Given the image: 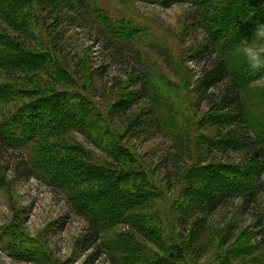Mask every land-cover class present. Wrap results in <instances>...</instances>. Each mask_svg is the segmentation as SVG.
Listing matches in <instances>:
<instances>
[{
  "label": "rangeland",
  "instance_id": "obj_1",
  "mask_svg": "<svg viewBox=\"0 0 264 264\" xmlns=\"http://www.w3.org/2000/svg\"><path fill=\"white\" fill-rule=\"evenodd\" d=\"M194 18L189 3L0 2V59L17 52L35 61L24 72L0 63L8 92L0 120L29 95L75 93L71 112L82 130L64 129L57 116L65 108L48 107L49 136L29 133L34 138L20 149L0 147V264H85L91 252L77 243L88 225L70 199L101 207L117 180L119 191L135 196V211L101 234L93 264H112L110 253L127 264H264V183L249 201L236 196L213 212L198 210L206 180L214 187L207 167L232 168V187L249 181L236 183L248 152L210 148L229 131L208 118L230 81L207 99L196 91L208 60L192 59L205 40ZM245 65L236 49L230 69ZM240 95L249 136L263 135L264 72L245 76Z\"/></svg>",
  "mask_w": 264,
  "mask_h": 264
},
{
  "label": "trees",
  "instance_id": "obj_2",
  "mask_svg": "<svg viewBox=\"0 0 264 264\" xmlns=\"http://www.w3.org/2000/svg\"><path fill=\"white\" fill-rule=\"evenodd\" d=\"M147 1L160 3L165 8L171 7L176 3H189L192 6L195 15L194 19L205 33V40L196 50L192 59L201 63L205 59L208 60L203 66L196 91L207 99L209 91L218 89L221 85L227 83L228 80L230 81L223 91L217 93L219 101L217 108L213 109L216 112L208 118L220 130L224 128L226 130L229 129V131L226 132L227 134L221 133L219 135L221 139L211 142L210 148H223L224 150L230 148L236 151L241 149L248 152L245 166L238 169L239 174L243 173L245 175L239 181L235 180L237 181L236 183L241 184V187H243L246 183L245 177L248 179V184L242 190L240 186L232 187V183H229L228 172L232 168L212 165L207 167L209 174H212L211 181H215L214 187L207 180L206 182L204 181L205 186L199 196L198 210L203 213L213 212L226 199L236 196L244 197L246 201L253 199L258 192V188L264 183V134L259 135L258 132L255 138L249 136L250 127L247 122V114L240 91L243 87V78L245 76L249 77L255 72L252 73L253 71L249 69L235 73L229 67V59L231 54L238 49L241 40L245 38L251 39L257 25L264 23V0H223L221 4H217L218 8L216 9L212 7L213 0ZM15 53L4 60L0 59L3 69L14 72L29 70L35 62L33 58L21 53ZM38 59L41 60L42 56ZM245 68L247 69L248 65H245ZM261 76L258 75L254 79H258ZM7 94V90L0 87V104L6 101ZM34 95H29L34 98L22 105L14 116L7 120H0L1 148L20 149L30 142V139L34 138L29 133L34 134L35 132L43 131V134L39 135L40 137L43 135L49 136L50 128L47 123L48 107H54L58 110L59 108H65L66 114L63 118L61 114L57 116L58 119H62L64 129L82 132L78 128L80 126L73 119L75 117L73 114L75 113L71 112L73 110L71 99L77 97L75 93L70 95L57 93L54 96L49 93H36ZM25 98L28 99V96H25ZM64 99H66L65 102ZM133 100L134 97L132 100L129 99L126 104L128 105ZM74 108L76 110L80 109ZM88 111L90 110L88 109ZM62 123L60 124L62 125ZM262 131L264 132V128ZM65 173L67 172L62 171L61 173L59 171L58 175L62 176ZM84 173L89 174L87 172ZM203 173L205 171H202ZM200 177L203 179V175ZM109 181L112 180L110 179ZM117 181L110 185L111 191L106 197L107 203L101 207L97 206V199H81V197L74 200L70 199L73 211L78 216H81L88 225L85 235L77 243L84 253L91 252L87 256L85 264H93L101 258L102 253L99 245L101 234L115 225L128 223L131 218L127 213L135 211V196L126 191H119V187H116L119 183ZM101 185L104 188H108L105 183ZM198 234L199 230L196 229L192 236L196 237ZM192 241L194 242V240ZM110 257L112 264H127L126 262H121V260L118 261L114 254L110 253Z\"/></svg>",
  "mask_w": 264,
  "mask_h": 264
},
{
  "label": "clouds",
  "instance_id": "obj_3",
  "mask_svg": "<svg viewBox=\"0 0 264 264\" xmlns=\"http://www.w3.org/2000/svg\"><path fill=\"white\" fill-rule=\"evenodd\" d=\"M238 51L253 72H264V23H259L251 39H242Z\"/></svg>",
  "mask_w": 264,
  "mask_h": 264
}]
</instances>
